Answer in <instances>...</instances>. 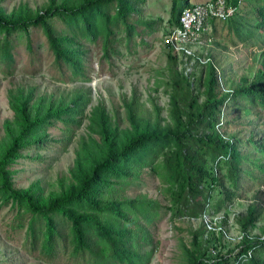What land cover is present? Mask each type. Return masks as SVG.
<instances>
[{
    "label": "trees",
    "instance_id": "1",
    "mask_svg": "<svg viewBox=\"0 0 264 264\" xmlns=\"http://www.w3.org/2000/svg\"><path fill=\"white\" fill-rule=\"evenodd\" d=\"M146 2L45 0L38 8L22 4L10 13L0 7V67L5 74H13L16 42L25 38L32 51L30 33L38 29L47 39L55 65L60 70L68 69L72 81L86 82L89 49L85 44L102 40L105 60L117 53L116 43H124L129 49L139 34L136 18L142 15ZM226 2L237 6L236 13L227 21L211 20L210 31L232 23L237 26L232 34L240 42H261L259 36L241 31V25L232 20L249 2L256 16L255 29L264 31V0ZM193 5L189 0H172V28L179 25L180 13ZM53 20L61 23L63 32H57ZM145 24L147 30L154 29L150 22ZM167 50L172 66L167 85L168 117L162 118L154 103L155 114L146 113L134 91L130 98L123 99L130 124L123 130L100 102L85 115L91 103L90 90L76 89L54 98L38 95L31 86L8 89V106L14 117L6 121V136L0 141V207L9 206L28 219L25 243L45 261L65 258L73 264H148L152 252L146 247L153 240L149 229L156 230L162 208L152 200L127 198L123 190L140 172L149 170L166 187L170 204L165 210L171 221H201L188 242L179 244L181 264H264V240L260 236H243L235 245L240 246L236 254L232 255V248L222 253L216 247L222 234L207 232L201 220L203 214L223 213L228 217V208L240 198L243 176L255 179L251 174L254 170L264 175V133L258 126V119L264 117V57L262 69L252 77H240L226 92L221 91L217 71L208 62L200 82L204 86V99L200 100L192 83L178 71L177 55ZM240 103H244L247 114L257 117L241 128L225 117V111ZM84 120L98 140L90 137L88 143L81 142L66 184L59 181L60 187L46 195L39 181L27 188L15 186L18 170L14 165L24 159L44 161L43 155L36 154L51 142L61 146L70 142ZM57 124L62 138H48L49 130ZM231 125L234 132L227 129ZM261 211L253 202L236 217L243 233L255 228ZM226 222L227 218L221 225L227 226ZM260 234H264V228ZM247 251L251 256L242 262L240 256H246Z\"/></svg>",
    "mask_w": 264,
    "mask_h": 264
},
{
    "label": "rangeland",
    "instance_id": "2",
    "mask_svg": "<svg viewBox=\"0 0 264 264\" xmlns=\"http://www.w3.org/2000/svg\"><path fill=\"white\" fill-rule=\"evenodd\" d=\"M189 1L195 4L206 0ZM44 2L45 0H0V7L10 13L22 4L35 9L43 6ZM171 11L172 0H147L142 15L136 18L138 21L135 27L139 34L130 42L129 49L124 43H116L114 46L117 53L109 60L102 59V40L99 39L92 44L86 43L85 46L89 49L86 82L72 81L73 77L68 69L63 67L60 70L55 65L43 32L32 29L30 33L32 51L27 48L25 38L15 44L13 74H5L3 66L0 67V141L6 136V121H12L14 117L13 111L8 106V89L18 86H31L36 88L38 95L43 97L54 95V98L60 95L67 96L76 89L90 90L91 103L85 115L88 116L92 107L100 102L122 130L130 127L122 105L123 99L130 98L134 91L139 96L146 113L153 114L154 111L155 114L152 104L154 103L158 107L160 116L167 118L170 95L167 85L171 78L172 66L168 60L170 54L167 53L168 47L164 38L166 31L174 28H172ZM232 21L241 25V31L259 36L261 42L254 44L249 41L244 44L232 34L237 26L232 23L223 26L220 23L215 32H211L208 28L206 35L201 36L199 44L192 47L194 57L184 59L177 55L178 71L192 83L194 94L200 100L204 99L201 95L204 86L200 85V82L205 78L208 62H212L217 71L222 92L228 91L230 84L236 83L240 77H252L257 70L262 69L264 31L255 29L256 16L251 4L248 2L241 6ZM145 22L153 24L154 29L147 30ZM51 23L57 32L62 31L63 27L59 21L53 20ZM229 32L231 33L228 35ZM243 107H245L244 103H240L239 106L229 108V112L225 111V117L228 120L233 119L232 123L236 126L239 123L240 128L249 120L257 118L254 114H247ZM258 120V126L264 133V117ZM232 125L227 128L230 132L235 131V126ZM48 135L50 139L62 138L59 125L57 124L54 129L51 128ZM90 137L95 141L98 140L89 132L88 121L84 120L70 142L64 143L63 146L51 142L45 151L36 154L43 155L44 161L20 160L14 165L18 170L14 177L15 186L27 188L33 182L39 181L45 195L56 191L60 187L59 181L64 184L69 181L70 170L78 156L80 144L82 141L88 143ZM224 173L225 170L221 172L222 175ZM251 174L255 179L251 176H243L240 181V198L228 208L227 225L230 236L239 235L241 230L235 219L241 213H245L247 206L253 202L259 205L262 211L255 228L249 231L252 235L262 233L264 228V175L257 170ZM260 179H263V182H260ZM123 192L127 198L152 200L162 208L156 230L149 229L153 240L146 247V250L152 252L148 264H181L182 252L179 244L188 242L190 234L199 227L200 219L179 218L174 222L171 221L170 213L165 210L170 204L166 187L160 183L157 175H152L149 170L140 172L138 178L127 184ZM27 222L26 217L17 215L11 207H0V264H73L70 259L65 258L48 262L39 256L38 251H31L30 246L25 243ZM216 247L222 253H226L234 246L221 238L220 246L216 244Z\"/></svg>",
    "mask_w": 264,
    "mask_h": 264
},
{
    "label": "built area",
    "instance_id": "3",
    "mask_svg": "<svg viewBox=\"0 0 264 264\" xmlns=\"http://www.w3.org/2000/svg\"><path fill=\"white\" fill-rule=\"evenodd\" d=\"M237 11V6L228 5L226 0H206L204 2L195 3L192 7L184 9L179 15V25L170 30L165 36L164 42L168 48L175 54L184 59L194 57L192 47L199 44L202 34L209 28L211 20L227 21L233 17ZM222 214V215H221ZM238 214V213H237ZM223 213L216 215L203 214L201 216L202 223L207 232H213L216 236L222 234V238L228 243H232L235 248L232 255L240 250V246H235L237 242L243 240V236L252 238L260 236L264 240V234L253 233L251 235L248 230L245 233L239 231V235H229V225L223 226L221 222L225 219ZM227 224L229 223L227 219ZM213 255H216V250H210ZM251 256V251L246 252V256H240V260L245 262L246 257ZM213 261V260H212Z\"/></svg>",
    "mask_w": 264,
    "mask_h": 264
}]
</instances>
